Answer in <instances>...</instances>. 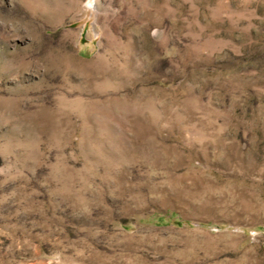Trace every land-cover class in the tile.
Instances as JSON below:
<instances>
[{
	"label": "rangeland",
	"instance_id": "obj_1",
	"mask_svg": "<svg viewBox=\"0 0 264 264\" xmlns=\"http://www.w3.org/2000/svg\"><path fill=\"white\" fill-rule=\"evenodd\" d=\"M0 264H264V0H0Z\"/></svg>",
	"mask_w": 264,
	"mask_h": 264
}]
</instances>
